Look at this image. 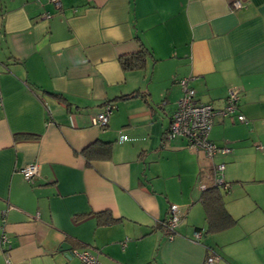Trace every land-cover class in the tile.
Wrapping results in <instances>:
<instances>
[{
  "label": "crops",
  "instance_id": "crops-1",
  "mask_svg": "<svg viewBox=\"0 0 264 264\" xmlns=\"http://www.w3.org/2000/svg\"><path fill=\"white\" fill-rule=\"evenodd\" d=\"M140 54L143 68H122ZM182 80L216 111L237 93V114L209 133L232 153L165 141ZM102 143L111 156L89 158ZM220 164L237 223L213 234L201 187ZM0 225V264H82L84 251L101 264H264V0H0Z\"/></svg>",
  "mask_w": 264,
  "mask_h": 264
},
{
  "label": "built area",
  "instance_id": "built-area-1",
  "mask_svg": "<svg viewBox=\"0 0 264 264\" xmlns=\"http://www.w3.org/2000/svg\"><path fill=\"white\" fill-rule=\"evenodd\" d=\"M53 3L58 4L59 0H52ZM235 6L241 7L239 3ZM188 81L182 80L181 85L185 90V96L178 103V109L172 116L171 124L168 129L165 141H172L178 137H182L187 140L188 147L190 149L204 153L208 159H214L218 154L228 155L232 153V150L228 147L219 148L217 145L209 140V133L212 129L214 117L216 115H222L223 117L232 116L237 113L238 95L235 91H231L227 99L226 106L221 111H216L209 104L197 103L195 98V91L188 87ZM112 113V107L108 106L106 111L96 115L92 119L94 126L105 128L109 123V116ZM238 119L242 123H247L246 118L243 115H239ZM215 184L225 190L230 189L231 185L224 181L225 165H215ZM21 173L27 182H33L39 175V169L36 164H30L21 170ZM205 186H202L203 190ZM183 211L179 206L173 205L170 207V216L165 222L164 227L167 230L171 239L176 228L180 224L183 218ZM2 235L0 238V248H10L9 236L6 233L4 225H0ZM197 239L202 237V234L197 232L195 234ZM79 258L82 264H101L100 261L92 253L84 251L79 254ZM216 258L208 259V264H214ZM6 264H12L11 259L7 256Z\"/></svg>",
  "mask_w": 264,
  "mask_h": 264
},
{
  "label": "trees",
  "instance_id": "trees-1",
  "mask_svg": "<svg viewBox=\"0 0 264 264\" xmlns=\"http://www.w3.org/2000/svg\"><path fill=\"white\" fill-rule=\"evenodd\" d=\"M145 62V54H140L131 58L122 59L121 65L124 70L133 71L143 68L145 66ZM111 151L112 149L110 144L102 143L95 146V150H91L88 157L92 154V158L99 157L103 160L108 159L111 156ZM213 181L214 183L212 182V184H208L206 186L203 185L205 188L202 190L201 204L205 210L209 232L216 234L234 227L237 221L228 213L226 209L225 197L229 189L225 190L215 184L214 168ZM98 217V221L102 224L109 225L113 222V219H111L110 214L108 213L100 214Z\"/></svg>",
  "mask_w": 264,
  "mask_h": 264
},
{
  "label": "water",
  "instance_id": "water-1",
  "mask_svg": "<svg viewBox=\"0 0 264 264\" xmlns=\"http://www.w3.org/2000/svg\"><path fill=\"white\" fill-rule=\"evenodd\" d=\"M66 246H68V244H65V243L62 244V245H61V250L64 251V252H66V251L68 250V249L66 248ZM69 248H70V246H69Z\"/></svg>",
  "mask_w": 264,
  "mask_h": 264
},
{
  "label": "rangeland",
  "instance_id": "rangeland-1",
  "mask_svg": "<svg viewBox=\"0 0 264 264\" xmlns=\"http://www.w3.org/2000/svg\"><path fill=\"white\" fill-rule=\"evenodd\" d=\"M227 196V195H226Z\"/></svg>",
  "mask_w": 264,
  "mask_h": 264
}]
</instances>
